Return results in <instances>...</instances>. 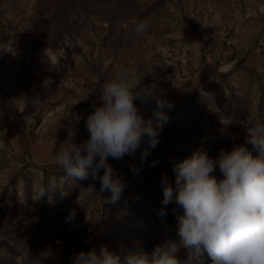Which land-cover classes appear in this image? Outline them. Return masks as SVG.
I'll return each mask as SVG.
<instances>
[{
  "label": "rangeland",
  "instance_id": "1",
  "mask_svg": "<svg viewBox=\"0 0 264 264\" xmlns=\"http://www.w3.org/2000/svg\"><path fill=\"white\" fill-rule=\"evenodd\" d=\"M63 4L72 17L81 10L76 2ZM109 4L114 17L123 5L135 6L142 16L127 15L121 25L124 32L117 30L120 38L111 33L106 45L87 47L77 32L55 37L43 29L33 37V0H0V38L8 42L0 43V88L21 114L32 159L38 163L55 164V153L71 131L74 142L86 140L87 132L70 125L68 114L98 102L100 87L121 66L131 69L140 90H163L175 108L208 68L230 67L231 59L264 22V0H139L134 6L109 0ZM140 19L149 22L143 35H137L133 26V20ZM70 21L66 26L74 30ZM93 28L100 38L107 35L105 23L95 21ZM87 29L91 37L88 25ZM24 44L35 49L27 46L23 52ZM97 64L99 68L94 67ZM227 75L224 80H207L186 109L168 116L146 161L142 162L140 149L119 160L109 158L126 183L115 217L102 215L99 181L45 177L21 169L12 118L0 104V264H73L79 252L99 253L101 247L123 258L130 244L165 232V217L158 212L161 208L173 212L177 204L162 205V175L174 185V164L193 150H206L215 159L222 150L243 144L247 129L257 124L262 114L258 102L264 98L259 83L261 77L264 85V34L243 66ZM143 105L147 112L155 107L154 101ZM145 147L142 141L141 148ZM152 161H157L155 167ZM130 165L140 169L138 175L132 174ZM212 175L222 179L218 167ZM71 210L76 215L67 222Z\"/></svg>",
  "mask_w": 264,
  "mask_h": 264
},
{
  "label": "clouds",
  "instance_id": "2",
  "mask_svg": "<svg viewBox=\"0 0 264 264\" xmlns=\"http://www.w3.org/2000/svg\"><path fill=\"white\" fill-rule=\"evenodd\" d=\"M133 26L137 35H143L149 22L133 20ZM98 97L85 118L87 139L76 143L74 132H69L55 153V167L74 180L91 177L99 181L103 203L115 205L126 183L109 158L119 160L140 149L141 160L146 161L168 122L165 110L173 109L174 103L163 90H140L127 66H121L102 84ZM135 101H154L155 107L149 109L151 118L144 119ZM73 119L78 122L81 116L73 114ZM142 141L147 147L141 148ZM156 163L152 161L151 166ZM217 167L222 179L212 175ZM130 170L133 175L140 171L131 165ZM173 172L174 185L166 175L161 177V203L175 201L183 209L176 217L178 241L167 240L150 253L129 251L123 258L106 247L99 253L95 249L81 251L73 264H181L177 256L180 247L188 249L192 257L206 252L211 264H264V123L247 129L243 144L222 150L215 159L206 150H193L174 164ZM75 215L71 210L66 221L71 222ZM158 215H166L163 208Z\"/></svg>",
  "mask_w": 264,
  "mask_h": 264
},
{
  "label": "trees",
  "instance_id": "3",
  "mask_svg": "<svg viewBox=\"0 0 264 264\" xmlns=\"http://www.w3.org/2000/svg\"><path fill=\"white\" fill-rule=\"evenodd\" d=\"M67 1H73L76 2L78 7H81V10L79 12H76L74 14V17H72L70 11H68L67 7L63 4ZM120 5L122 4H129L131 6H134L136 2L138 3L139 0H116ZM137 5V4H136ZM123 9L118 17H114V9L109 4V0H33V7L31 12V20L34 21V33L35 35L33 37L39 36L38 31L45 30L44 33H47L51 31V33L55 37H59L61 34H67V35H73L75 32L82 35V39L87 45V47L93 46L96 47L97 44L106 45L110 40V34L116 33L119 38L121 34L119 32H124L122 30V23L127 20V15L131 16H142V14H136V8L130 7L126 9L127 6L123 5L121 6ZM82 18L81 21L78 19ZM70 19H73L72 25L73 29L69 26H66L71 21ZM105 23L107 25V35L100 38L97 34V31L93 28L94 23ZM87 25L91 28L89 29L91 33V37L87 35L85 31H87ZM119 29V32L117 30ZM86 33V34H85ZM76 34V33H75ZM1 44L8 43L4 37L0 38ZM29 43V42H28ZM34 43V42H33ZM29 46V49H35L34 45L31 44H24L22 48H20L23 52L26 51ZM86 63L89 65V63L86 61ZM243 66V62H241L236 70L240 69ZM95 68H99V64L94 66ZM228 75L220 77V79H225ZM101 78L99 77V80ZM213 79V78H210ZM259 83L260 88L264 90V85L261 83V77H259ZM0 92H3L7 96L8 93L3 88H0ZM10 97V96H9ZM257 109L260 113L259 119L257 121V124L264 123V98H261L258 102ZM210 114L208 120L211 122V124L214 123V119ZM21 116V114H20ZM221 143V142H220ZM250 147V146H249ZM251 149V148H250ZM255 155V153H253ZM27 166L22 165L21 169H25ZM43 176L47 177L49 174L42 173ZM53 177H62L65 176V174L60 175H51ZM121 200H119L115 205L112 204H104L102 207V215H106V213L111 215L112 217H115L117 213L120 212L118 210L119 204ZM165 222H166V231H162L159 234H149L147 237H144L139 241L138 244H130L128 247L129 251H135V250H143L145 252L150 253L154 247H156L159 244L164 243L167 240H173L178 241L177 236V230H176V217L177 215L183 214V209L179 205L174 206L173 212H165ZM105 219V218H103ZM103 219L100 223H102ZM100 225V224H99ZM128 251V252H129ZM127 253V252H125ZM177 256L179 260L181 261V264H211V258L207 255L205 252L203 255L199 257H192L190 255V252L188 249H185L183 247H180L177 253ZM48 264H55V262H49ZM60 264V263H59Z\"/></svg>",
  "mask_w": 264,
  "mask_h": 264
},
{
  "label": "water",
  "instance_id": "4",
  "mask_svg": "<svg viewBox=\"0 0 264 264\" xmlns=\"http://www.w3.org/2000/svg\"><path fill=\"white\" fill-rule=\"evenodd\" d=\"M263 34H264V22L261 24L257 32L254 34L251 40L247 43L244 49L240 51L239 53H237L231 59V61L228 63L230 64V67L226 71L221 70V67H220L221 65H216L204 71L195 80L189 92L183 98L182 103L171 110H165L167 116L174 115L186 109L191 104V102L194 100V97L196 93L198 92V90L200 89V87L210 78L222 77L231 72H234L237 66L248 57V55L254 49L256 44L259 42ZM134 103H136V101ZM0 104H2L7 109V111L9 112L12 118V122L15 128V131H16L17 139H18V146H19L18 162L21 165L27 166L28 169H31V170H34L40 173H46L49 175L64 174L63 172H60L59 169H56L55 164L38 163L32 159L25 125L23 123L22 117L20 116V113L18 112L15 104L13 103L12 99L6 94H4L3 92H0ZM91 105L72 110L68 114V123L76 128L83 129L84 131L87 132L86 127H85V118L87 117V113H89L92 110ZM75 113H80L81 119L78 122L73 119V114ZM143 116H144V119L151 118V112L149 111V112L143 113ZM87 137H88V132H87L86 139Z\"/></svg>",
  "mask_w": 264,
  "mask_h": 264
},
{
  "label": "bare ground",
  "instance_id": "5",
  "mask_svg": "<svg viewBox=\"0 0 264 264\" xmlns=\"http://www.w3.org/2000/svg\"><path fill=\"white\" fill-rule=\"evenodd\" d=\"M220 67H221L222 71H226L229 68V65H222ZM137 105L141 109L142 114L147 112V110L145 109L143 104H139V102H138ZM75 114L79 115L80 113H75Z\"/></svg>",
  "mask_w": 264,
  "mask_h": 264
}]
</instances>
